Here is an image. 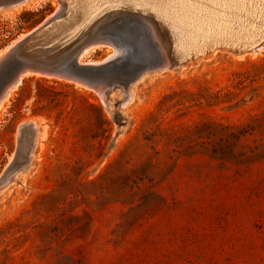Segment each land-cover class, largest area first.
<instances>
[{"label":"rangeland","instance_id":"374dc122","mask_svg":"<svg viewBox=\"0 0 264 264\" xmlns=\"http://www.w3.org/2000/svg\"><path fill=\"white\" fill-rule=\"evenodd\" d=\"M58 5L0 9V51ZM261 47L144 75L109 107L92 87L24 77L0 117V179L27 158L20 126L44 134L0 182V264H264Z\"/></svg>","mask_w":264,"mask_h":264},{"label":"bare ground","instance_id":"6f19581e","mask_svg":"<svg viewBox=\"0 0 264 264\" xmlns=\"http://www.w3.org/2000/svg\"><path fill=\"white\" fill-rule=\"evenodd\" d=\"M8 1L7 5L2 2L0 9L6 7L18 11L21 7H33L44 0ZM57 1H59L58 8L63 5V13L55 21V25L44 33L43 38L45 40L65 43L80 38L85 32L100 22L103 17H106L104 16L106 12L117 11L118 8L119 10L136 11L151 18L159 30V35L165 39L168 53L170 52L175 61V66L170 67L165 61L159 68L144 71L140 79L144 75L166 69L178 70L190 60L198 57V59L208 58L217 50L225 51L232 56L241 58L246 54L254 55L263 48L261 46H264V0ZM9 45L5 48L3 47L0 51V57ZM107 45L113 48L112 52L106 47V50L110 53L101 61L88 59L89 57L86 58V55L92 54L94 50ZM119 52L120 48L114 46L111 41L101 40L86 44L79 55V59L87 63H99L109 60ZM31 75L40 76L37 73L22 74L2 93L0 96V117L11 102V99H13L14 92L21 80ZM135 83L129 87L127 96H120L117 93L121 99L120 104H125L131 99L132 87ZM20 128L22 133L21 144L26 146L29 142L28 147H26L27 158L25 160L27 163L28 156L32 153L33 144L38 137H43L44 130L40 129L38 124L33 121L21 125ZM13 172L15 171H11L8 168L0 182L7 178V174H12Z\"/></svg>","mask_w":264,"mask_h":264},{"label":"water","instance_id":"95a60500","mask_svg":"<svg viewBox=\"0 0 264 264\" xmlns=\"http://www.w3.org/2000/svg\"><path fill=\"white\" fill-rule=\"evenodd\" d=\"M2 2L9 1L0 0ZM62 13L63 5L10 43L0 57V96L20 75L37 73L92 87L109 107L111 90L125 97L144 71L159 68L165 61L170 67L175 66L165 39L146 15L129 10L109 11L80 38L65 43L45 40L44 33L55 25ZM101 40L111 41L120 52L104 62L80 61L85 45ZM21 151L15 156L11 171L26 166V160L20 157Z\"/></svg>","mask_w":264,"mask_h":264}]
</instances>
